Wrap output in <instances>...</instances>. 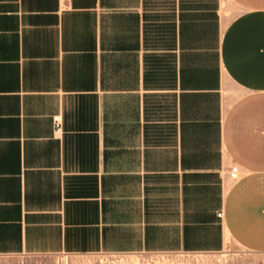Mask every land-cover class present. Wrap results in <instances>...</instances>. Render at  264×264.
I'll return each mask as SVG.
<instances>
[{
    "label": "crops",
    "instance_id": "1",
    "mask_svg": "<svg viewBox=\"0 0 264 264\" xmlns=\"http://www.w3.org/2000/svg\"><path fill=\"white\" fill-rule=\"evenodd\" d=\"M230 1L234 94L188 0H0V255L264 252V0Z\"/></svg>",
    "mask_w": 264,
    "mask_h": 264
},
{
    "label": "rangeland",
    "instance_id": "2",
    "mask_svg": "<svg viewBox=\"0 0 264 264\" xmlns=\"http://www.w3.org/2000/svg\"><path fill=\"white\" fill-rule=\"evenodd\" d=\"M188 7L190 54H198L205 72L220 81L222 90L234 94L235 88L220 69L219 46L226 27L240 10L230 0H188ZM0 264H264V252L229 242L220 251L0 255Z\"/></svg>",
    "mask_w": 264,
    "mask_h": 264
},
{
    "label": "built area",
    "instance_id": "3",
    "mask_svg": "<svg viewBox=\"0 0 264 264\" xmlns=\"http://www.w3.org/2000/svg\"><path fill=\"white\" fill-rule=\"evenodd\" d=\"M231 175L235 178L238 177V175H239V166L238 165L235 164L231 167Z\"/></svg>",
    "mask_w": 264,
    "mask_h": 264
}]
</instances>
